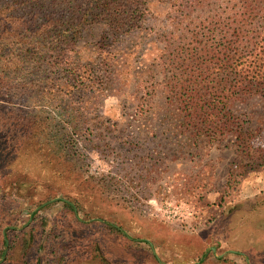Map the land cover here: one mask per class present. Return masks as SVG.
<instances>
[{
    "label": "rangeland",
    "instance_id": "1",
    "mask_svg": "<svg viewBox=\"0 0 264 264\" xmlns=\"http://www.w3.org/2000/svg\"><path fill=\"white\" fill-rule=\"evenodd\" d=\"M149 8L162 29L164 5ZM146 25L117 38L86 27L77 59L102 81L73 103L77 119L35 98L8 105L24 125L46 120L56 147L17 160L28 182L16 190L3 164L15 156L0 152V264H264V103L232 104L249 114V151L227 138L194 143L167 99L163 43Z\"/></svg>",
    "mask_w": 264,
    "mask_h": 264
},
{
    "label": "trees",
    "instance_id": "2",
    "mask_svg": "<svg viewBox=\"0 0 264 264\" xmlns=\"http://www.w3.org/2000/svg\"><path fill=\"white\" fill-rule=\"evenodd\" d=\"M156 2L164 5L162 29L150 21H157L149 8ZM147 23L163 43V63L173 69L167 99L180 131L196 144L227 138L251 149L249 114L232 104L264 103V0H0V119L10 123L0 125V152L15 156L3 163L7 187L28 182L16 175L18 159L56 147L46 120L31 117L24 125L27 117L8 105L35 98L77 119L73 103L93 98L102 81L77 59L86 27L101 25L103 37L117 38L139 34ZM116 70L109 64L103 71L114 79Z\"/></svg>",
    "mask_w": 264,
    "mask_h": 264
},
{
    "label": "flooded vegetation",
    "instance_id": "3",
    "mask_svg": "<svg viewBox=\"0 0 264 264\" xmlns=\"http://www.w3.org/2000/svg\"><path fill=\"white\" fill-rule=\"evenodd\" d=\"M3 243H4L5 246H7V244H6L7 242L4 241Z\"/></svg>",
    "mask_w": 264,
    "mask_h": 264
},
{
    "label": "water",
    "instance_id": "4",
    "mask_svg": "<svg viewBox=\"0 0 264 264\" xmlns=\"http://www.w3.org/2000/svg\"><path fill=\"white\" fill-rule=\"evenodd\" d=\"M51 200H54V199H51Z\"/></svg>",
    "mask_w": 264,
    "mask_h": 264
}]
</instances>
